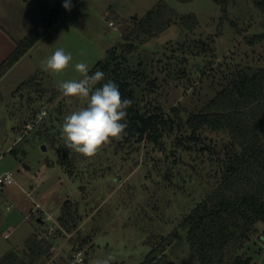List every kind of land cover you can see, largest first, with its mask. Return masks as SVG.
<instances>
[{"label":"rangeland","instance_id":"374dc122","mask_svg":"<svg viewBox=\"0 0 264 264\" xmlns=\"http://www.w3.org/2000/svg\"><path fill=\"white\" fill-rule=\"evenodd\" d=\"M0 1L15 18L20 32L33 24L41 30L44 19L54 10L59 11L42 44L0 86V176L11 172L15 180L14 185L0 190V264H23L26 241L37 232L42 233L40 239L47 241L44 230L56 231L55 246L50 257L38 264H70L72 254L77 251L87 264L106 261L107 264H141L152 250L149 241L167 237L178 229L184 215L214 187L217 171L214 165L178 151L193 168L186 171V180L176 172L171 184L166 178L170 168L160 162L146 165L145 152L132 159L119 156L118 160L109 154V164L102 167L108 169L109 165L108 175L93 180L73 179L59 165L55 151L44 149L36 131L41 124L52 127L55 120L63 124L65 116L85 105L75 97L61 96L56 102L48 103L49 96L37 101L35 93H15L33 76L32 65H41L57 49L70 53L72 61L64 72H52L54 85L78 81L82 76L75 70L76 63H85L90 71L111 48L123 43L116 17L143 18L160 0H71L70 10L63 6L65 0ZM166 2L180 15L196 14L200 25L195 33L173 25L141 45L130 57V69L136 73L142 66L148 79L156 83L154 87L147 82L135 84L134 90L145 104L160 105L168 115L175 107L185 116L198 113L216 96L223 77L228 79L231 71L264 68V41L250 43L264 34V16L253 1L232 0L226 13L213 0ZM110 22L116 27H110ZM30 30L31 27L27 33ZM198 40L209 41L210 51L201 53L195 49ZM46 88L53 89L48 85ZM35 110L48 112L46 119L34 118ZM208 135L222 138V135ZM21 137L24 140L19 143ZM175 137L165 139L170 150L174 148ZM13 148L19 154L25 151L26 156L22 157L21 153L16 158L10 154ZM114 161L117 162L113 164ZM88 165L79 164L83 169L89 168ZM194 168L199 174H195ZM174 171L178 170L170 173ZM67 201L78 209L77 228L72 234L65 229L58 231L62 229L59 218ZM258 228L244 253L252 256L256 264H264V226L259 224ZM8 255L11 256L5 258ZM167 255L176 264H198L184 229L177 230Z\"/></svg>","mask_w":264,"mask_h":264},{"label":"trees","instance_id":"16d2710c","mask_svg":"<svg viewBox=\"0 0 264 264\" xmlns=\"http://www.w3.org/2000/svg\"><path fill=\"white\" fill-rule=\"evenodd\" d=\"M213 1L222 6L226 13L232 0ZM251 1L264 16V0ZM58 13V9L54 10L44 19L41 30L35 28L17 42L14 53L0 66V80L49 32L57 21ZM116 21L122 31L123 43L111 48L106 57L89 71V75L97 70L102 71L104 79L96 87L111 80L118 86L122 99L132 101L126 109L127 128L123 139L112 140L94 157L87 158L78 153L70 154L65 148L59 120L53 121L55 124L52 127L41 124L36 136L46 148L55 151L59 165L73 179L93 180L108 175L109 165L108 169L102 170V167L109 164V154L118 160L119 156L132 159L136 154L145 152L146 165L160 162L170 168L166 175L170 183L176 177V172L186 180V171L193 168L176 152L196 155V160L201 163L209 160L217 170L214 187L211 186L207 196L184 215L178 229L187 231V242L197 255L198 264H256L253 257L244 252L259 232L258 225L264 226V68L250 72L237 68L231 71L228 79V76L223 77L225 79L216 96L198 113L185 116L180 108L175 107L168 115L160 105H147L143 99H139L134 90L135 84L147 82L154 87L156 83L148 79L149 75L142 66L136 73L131 70L130 57L138 52L141 45L159 37L173 25H180L187 33H195L200 25L197 15H180L166 0H160L143 18L116 17ZM256 41H264V34L256 36L250 43ZM195 49L207 53L210 42L198 40ZM54 84L50 76L39 70L22 83L15 94L32 92L37 94V101L49 96L47 102L54 103L64 96ZM46 85L53 89L49 90ZM42 112L35 110L34 118H38ZM45 117L41 120L44 121ZM209 133L222 135V138H210ZM173 135H176L175 145L170 150L165 139ZM19 140V143L23 142L24 137ZM21 153L22 157L26 156L25 151ZM10 154L16 158L20 155L16 148L11 149ZM81 163H88L93 170L81 168ZM172 170L178 171L170 173ZM193 170L199 174L196 173L197 168ZM71 204V201H67L63 205L59 218L62 229L58 231L65 229L68 234L77 228L78 209ZM40 223L45 225L44 220ZM178 229L167 237L151 239L149 244L152 250L141 264H176L169 260L167 251L173 245ZM43 232L47 241L40 239L39 232L26 241V261L24 259L23 264H38L45 257H50L55 246L56 231ZM87 263L84 258V264Z\"/></svg>","mask_w":264,"mask_h":264},{"label":"clouds","instance_id":"9594fccd","mask_svg":"<svg viewBox=\"0 0 264 264\" xmlns=\"http://www.w3.org/2000/svg\"><path fill=\"white\" fill-rule=\"evenodd\" d=\"M63 6L70 10L71 0H65ZM71 61L70 53L57 49L42 64L46 70L59 74L69 67ZM75 70L82 78L62 82L58 89L65 97L78 98L85 106L64 117L61 134L70 154L91 158L112 140L123 139L127 128L126 109L132 101L122 99L118 86L111 80L96 87L104 79L102 71L89 75V68L83 62L76 63Z\"/></svg>","mask_w":264,"mask_h":264},{"label":"crops","instance_id":"0c3cea01","mask_svg":"<svg viewBox=\"0 0 264 264\" xmlns=\"http://www.w3.org/2000/svg\"><path fill=\"white\" fill-rule=\"evenodd\" d=\"M1 2V1H0ZM24 2H28L24 0ZM16 20L7 12V8L5 5L0 4V66L14 53L16 49L17 42L21 41L25 38L35 27L34 24L30 25L31 30L27 33L29 27L24 31L20 32V27L16 26ZM39 29V28H38ZM44 38H42L39 43L25 56L23 57L1 80L0 86L3 82H5L10 76H12L19 66L26 60L27 56L30 55L34 50L36 51L38 47L42 44ZM33 72L31 71L32 75L35 74L37 71L42 70L51 79L55 81L54 74L50 72V70H46V66H42L39 64H34Z\"/></svg>","mask_w":264,"mask_h":264},{"label":"built area","instance_id":"2783aa9c","mask_svg":"<svg viewBox=\"0 0 264 264\" xmlns=\"http://www.w3.org/2000/svg\"><path fill=\"white\" fill-rule=\"evenodd\" d=\"M109 26L113 27V28L116 27L113 22H110ZM46 115H47V113L45 111H43L40 115V120L43 119ZM14 184H15V180H14V174L13 173L7 172V173L3 174L2 176H0V188L2 189V191L5 188L12 186ZM11 208H12V206L10 205L9 210ZM41 234L42 233L39 232L40 238L42 237ZM69 262H70V264H84V257L82 256L81 252L80 253H73Z\"/></svg>","mask_w":264,"mask_h":264},{"label":"water","instance_id":"95a60500","mask_svg":"<svg viewBox=\"0 0 264 264\" xmlns=\"http://www.w3.org/2000/svg\"><path fill=\"white\" fill-rule=\"evenodd\" d=\"M44 149L46 150V146H44Z\"/></svg>","mask_w":264,"mask_h":264}]
</instances>
